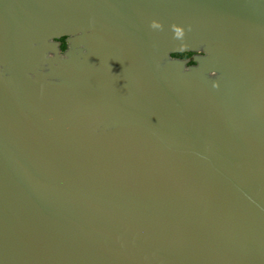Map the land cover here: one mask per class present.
Instances as JSON below:
<instances>
[{
    "label": "water",
    "instance_id": "95a60500",
    "mask_svg": "<svg viewBox=\"0 0 264 264\" xmlns=\"http://www.w3.org/2000/svg\"><path fill=\"white\" fill-rule=\"evenodd\" d=\"M0 264H264V0H0Z\"/></svg>",
    "mask_w": 264,
    "mask_h": 264
},
{
    "label": "flooded vegetation",
    "instance_id": "af4514ba",
    "mask_svg": "<svg viewBox=\"0 0 264 264\" xmlns=\"http://www.w3.org/2000/svg\"><path fill=\"white\" fill-rule=\"evenodd\" d=\"M62 39H64V38H62ZM62 39H61V41H62ZM64 41H65V39H64ZM62 45H63V42H62ZM66 45H67V44H66ZM180 54H184V55H183L184 57H181V58H186V59L189 58V59H191L190 62H189L190 64H193V63H194V62H193V59H192L193 56H194V53H193V52H185V53H180ZM174 56H175V55H174Z\"/></svg>",
    "mask_w": 264,
    "mask_h": 264
},
{
    "label": "trees",
    "instance_id": "16d2710c",
    "mask_svg": "<svg viewBox=\"0 0 264 264\" xmlns=\"http://www.w3.org/2000/svg\"><path fill=\"white\" fill-rule=\"evenodd\" d=\"M63 45H62V49L63 51L66 49V42L64 41V39H62ZM184 54H175V56L177 57H184Z\"/></svg>",
    "mask_w": 264,
    "mask_h": 264
}]
</instances>
